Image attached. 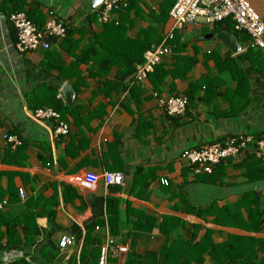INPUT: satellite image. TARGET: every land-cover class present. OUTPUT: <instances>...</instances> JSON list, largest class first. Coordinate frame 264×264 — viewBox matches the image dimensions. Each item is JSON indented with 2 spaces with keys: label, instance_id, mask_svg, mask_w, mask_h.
Here are the masks:
<instances>
[{
  "label": "crops",
  "instance_id": "obj_1",
  "mask_svg": "<svg viewBox=\"0 0 264 264\" xmlns=\"http://www.w3.org/2000/svg\"><path fill=\"white\" fill-rule=\"evenodd\" d=\"M248 1L264 21V0ZM134 3L125 14H113L124 30L103 38L102 53L114 63L102 68L100 77L92 61L72 69V39L79 54L104 31L92 17L91 0H0V185L5 192L0 264L22 257L33 264H70L81 251L86 227L100 213V202L101 228L94 231L103 243L106 204L121 217L119 232L111 236L123 250L111 252L108 264H121L122 251L125 264L132 250L149 249L157 252L159 264H264V228H256L264 212V167L259 168L254 150L240 162L224 161L213 174L201 175L181 156L184 149L228 137H264V52L251 50L244 33L197 22L176 30L173 53L144 82L131 84L134 71L124 74L139 55L144 33L153 29L151 35L162 37L172 24L168 0ZM18 9L37 24L54 10L70 34L47 51L21 53L9 19ZM224 31L236 39L239 51L218 36ZM202 80L205 85L196 87ZM68 84L76 93L72 102L61 95ZM154 92L189 97L186 114L168 115ZM53 95L60 104L51 103ZM49 106L63 111L68 134H56L54 119L31 117L36 108ZM5 134L22 144L13 147ZM105 170L124 173V183L99 181L95 189L83 184L86 173ZM144 234L148 239L138 236ZM62 235L75 236L76 244L49 260L40 248L58 245Z\"/></svg>",
  "mask_w": 264,
  "mask_h": 264
},
{
  "label": "built area",
  "instance_id": "obj_2",
  "mask_svg": "<svg viewBox=\"0 0 264 264\" xmlns=\"http://www.w3.org/2000/svg\"><path fill=\"white\" fill-rule=\"evenodd\" d=\"M128 0H103L97 7L98 21L108 23L112 21L113 14ZM171 28L163 34L162 40L153 44L144 54V61L139 63L133 73L131 84L144 82L155 70L162 60L171 55L175 49L174 38L176 30H183L188 25L197 22L215 24L231 18L236 31H244L249 35L250 46L264 52V21L254 10L248 0H177L170 10ZM17 33V48L21 53L38 49L49 50L55 40H60L67 35V25L55 11L50 10L42 27L36 25L25 12L14 11L9 15ZM62 95V94H61ZM158 106L170 116H183L186 114L189 97L185 95L163 96L158 92L153 93ZM31 117L35 121L46 118L57 122L56 134L66 135L69 125L62 120L61 114L51 107L37 108L32 111ZM4 138L16 147L21 144L20 139L14 135L5 134ZM250 149L255 155L264 160V137L255 138L252 135H239L228 137L223 141L203 145L199 148H187L182 151V158L189 161L195 175L213 174L217 165L224 161L240 162ZM105 185H121L125 181L122 172L103 171L102 174L86 173L84 185L95 189L98 182ZM163 183L168 185L167 180ZM21 198H25L24 189L19 191ZM74 238L62 236L60 246L66 248L73 245ZM120 248L119 250H121ZM114 240L106 228L105 241L101 245L99 264H108L111 252L118 253ZM123 250V249H122Z\"/></svg>",
  "mask_w": 264,
  "mask_h": 264
},
{
  "label": "trees",
  "instance_id": "obj_3",
  "mask_svg": "<svg viewBox=\"0 0 264 264\" xmlns=\"http://www.w3.org/2000/svg\"><path fill=\"white\" fill-rule=\"evenodd\" d=\"M176 1L177 0H168V4H169L168 6H169L170 10L174 6ZM134 2H135V0H128L127 5L122 6L116 12L117 13H123L124 12V14H125L126 12L129 11V9L132 7V5L135 4ZM97 10H98L97 8L94 10L92 17H94L95 19L98 20V11ZM16 11L25 12L27 14V16L31 20H33L31 18L30 14H28L26 11H23L22 9H18ZM33 22L36 25H38L39 27H42L44 25V23L43 24H37L34 20H33ZM102 24H104V31H103L102 35L97 34L95 37L96 40L91 42L89 45H87V47L82 48L79 54L76 53V50L78 49V42L74 41L72 39V55L75 57V61L72 64V69L77 68L81 63H89L90 61H92L93 63L98 64L97 72L94 73V75H98L101 77V76H103L102 75V68L109 67L112 63H114V60L111 56H106L102 53V51H105V50H103V48H105V46H106L105 41H103V38L107 34H111L112 36L114 35V37H118L119 35H121L123 33L124 26L121 25V21H119V23H116L115 20H112L108 23H102ZM215 24L220 29H222V28H226L228 30L234 29V22L231 18H228L222 22H218ZM152 30L153 29L149 30V32L144 33V35L141 39V44L139 46V48H140L139 55L137 57L132 58V60L129 64L128 70L124 74L125 76L128 74H131L130 72H132V71L135 72L137 65L144 61L145 52L153 45V43L157 44L162 40V37H160L159 35L158 36L151 35L150 31H152ZM237 32H241V33L248 35L244 31H237ZM69 34L70 33L68 31V28H67V35H69ZM67 35L64 39H62L63 41H65V39L67 38ZM176 37L177 36L175 34V38H174L173 42H176ZM253 48L254 47H250L251 50H253ZM257 50H259V49H257ZM158 66L159 65H157L155 69H157ZM163 73L165 75H167V73H171L174 77H177V76L186 77L187 76L186 72H183L182 74H179V73L174 74V72H169V71L163 70ZM205 81L206 80H202L201 82H198L197 83L198 86H196V87H202L203 85H205ZM55 99H56V96L53 95L51 97V103L52 104H55V103L60 104L61 103V101H59V100L57 101ZM51 108L55 109L60 114H63V111L60 110L59 108H57V107L56 108L51 107ZM66 110H68V108H66L65 111ZM21 144H22V142H21ZM20 145H18V146H20ZM257 159H255V160H256L259 168H262L261 165H263V167H264L263 162H261L260 159H258V160ZM214 172H215V170H214ZM0 177H1V174H0ZM4 196H5V192L3 191V189L1 188V185H0V202H2ZM99 206H100V213L96 214V218L93 220L94 224L88 225L86 227L87 233L85 235V239H84V243H83V246L81 248V251H80L78 257L76 258V260L75 259L72 260V256L70 257V260H71L70 264H98L99 263L101 245L103 244V238L100 234H98L94 231V229L95 228L97 229V227H100V225L102 223L101 216H99V215L101 214L103 203L100 202ZM106 211L108 214L109 233H110V235H115L117 232H119L117 230L119 228L118 226H119V222L121 220V217H119L120 213L115 212V215H114L113 212H111L109 203L106 204ZM112 215H114V216H112ZM263 215H264V212H260L258 218H259L261 224L259 223L260 225L257 226L256 228H259V227L264 228V216ZM262 216H263V218H262ZM52 218H53V216L50 217V219H52ZM76 235H77V238H79L81 236L80 230H78ZM138 236H140V237L143 236V238L147 237L146 234L138 235ZM147 239H148V237H147ZM59 250H60L59 244L58 245L53 244L48 249H46V247L40 248V252L42 254H43V252L47 251L45 256L50 254V256H47L49 260H53L57 256ZM157 257H158L157 252H155L153 249H149L142 254L135 253V251L133 252V250H132L131 252L128 253L125 264H159L160 262H159ZM12 264H33V263H30L28 260H26L25 257H22L19 260L13 262Z\"/></svg>",
  "mask_w": 264,
  "mask_h": 264
},
{
  "label": "water",
  "instance_id": "obj_4",
  "mask_svg": "<svg viewBox=\"0 0 264 264\" xmlns=\"http://www.w3.org/2000/svg\"><path fill=\"white\" fill-rule=\"evenodd\" d=\"M102 2L103 0H91V8L95 10L98 6L102 4ZM218 36L231 47L232 51L237 52L240 50V45L230 32H220ZM62 95L68 102H72L76 98V93L70 84L66 85L62 89ZM124 260L125 252L122 251L120 254L121 264H124Z\"/></svg>",
  "mask_w": 264,
  "mask_h": 264
},
{
  "label": "bare ground",
  "instance_id": "obj_5",
  "mask_svg": "<svg viewBox=\"0 0 264 264\" xmlns=\"http://www.w3.org/2000/svg\"><path fill=\"white\" fill-rule=\"evenodd\" d=\"M100 228H101V227H97V230H99ZM62 236L73 237V238H74V242H75L73 245L76 244V237H75V236H71V235H62ZM62 236H61V237H62ZM61 237L59 238V242H60ZM59 242H58V244H59ZM70 246H72V245H69V246H67L66 248H68V247H70ZM59 247H60L61 249H66V248H62V247L60 246V244H59ZM100 254H101V252H100Z\"/></svg>",
  "mask_w": 264,
  "mask_h": 264
},
{
  "label": "rangeland",
  "instance_id": "obj_6",
  "mask_svg": "<svg viewBox=\"0 0 264 264\" xmlns=\"http://www.w3.org/2000/svg\"><path fill=\"white\" fill-rule=\"evenodd\" d=\"M227 139V138H226Z\"/></svg>",
  "mask_w": 264,
  "mask_h": 264
}]
</instances>
